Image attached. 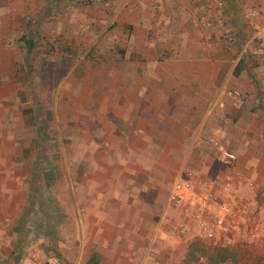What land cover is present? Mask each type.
<instances>
[{
    "label": "crops",
    "instance_id": "0c3cea01",
    "mask_svg": "<svg viewBox=\"0 0 264 264\" xmlns=\"http://www.w3.org/2000/svg\"><path fill=\"white\" fill-rule=\"evenodd\" d=\"M255 3L224 0L207 16L206 0H0V83L9 90L29 78L11 55L23 37L52 47L50 37L73 33L68 43L83 50L56 93L73 95L68 162L48 190L61 216L56 238L18 231L31 193L24 177L35 170L0 149V264H206L189 251L207 243L177 234L167 200L186 169L200 183L221 178V147L237 154L264 218V57L245 49L259 20L243 18ZM3 141L13 145L14 133ZM249 248L264 258V242Z\"/></svg>",
    "mask_w": 264,
    "mask_h": 264
},
{
    "label": "rangeland",
    "instance_id": "374dc122",
    "mask_svg": "<svg viewBox=\"0 0 264 264\" xmlns=\"http://www.w3.org/2000/svg\"><path fill=\"white\" fill-rule=\"evenodd\" d=\"M71 35L73 33H62L55 38L50 37L49 40L54 39L56 43L52 47L38 46L35 38V47L30 54L25 53L23 43L12 45L14 48L11 55L25 62V67L20 64L18 71L24 74L26 70L29 78L27 80L22 75L16 90H9L10 83H0L8 95L0 98V149L4 155L12 153L15 166L23 171L33 167L37 157L45 159L42 163L51 165L59 172L63 162H68L70 128L73 127V95L62 91L59 97L56 93L60 83L61 87L67 86L65 83L70 75L69 70L73 69V57L83 53L81 48H73V43H68ZM18 36L17 33L13 38L18 41ZM59 67L60 71L54 74L53 70ZM27 106H30L28 110ZM13 133L16 138L13 145L3 141ZM32 138H37L39 145L30 143ZM10 147H13L12 152L8 150ZM24 180L30 181L31 187L39 183L38 176L29 179L24 177ZM226 249L235 255L236 264H264V258H261L257 250L247 245Z\"/></svg>",
    "mask_w": 264,
    "mask_h": 264
},
{
    "label": "built area",
    "instance_id": "2783aa9c",
    "mask_svg": "<svg viewBox=\"0 0 264 264\" xmlns=\"http://www.w3.org/2000/svg\"><path fill=\"white\" fill-rule=\"evenodd\" d=\"M224 0H206L204 15L223 9ZM247 21L259 20L254 32L247 39L245 49L250 55L264 57V0L243 12ZM210 142L216 144L214 139ZM218 162L226 173L212 184L200 183L191 169L184 170L173 181L167 205L178 215L175 231L179 236L189 234L211 246L235 248L264 242V218L259 208L258 194L252 183L243 179L237 168V154L221 147ZM198 186L205 190L200 191ZM48 264H69L59 257L50 258Z\"/></svg>",
    "mask_w": 264,
    "mask_h": 264
},
{
    "label": "trees",
    "instance_id": "16d2710c",
    "mask_svg": "<svg viewBox=\"0 0 264 264\" xmlns=\"http://www.w3.org/2000/svg\"><path fill=\"white\" fill-rule=\"evenodd\" d=\"M22 40L24 41L27 53L30 54L34 45L33 41L27 37H23ZM33 143L38 144L36 140L33 141ZM42 160L45 159L37 157L34 161V174L35 176H38L39 183L38 186L31 187L29 207L25 210L20 219V227L18 231L24 229H26V232L28 230L32 231V228L33 231H40L41 234L52 238V236L55 237L56 228L60 222V219L57 218L61 217L58 214L55 215V212H57L58 209L55 206L54 199L48 191L55 180L56 170L51 165L42 163ZM35 204L39 205V210ZM189 257L196 261L201 257H205L206 264H236L234 262L235 255L228 249L199 242L191 247Z\"/></svg>",
    "mask_w": 264,
    "mask_h": 264
}]
</instances>
